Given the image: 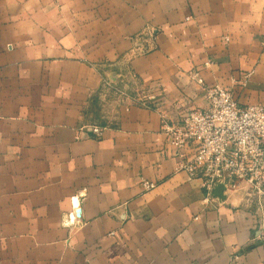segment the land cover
<instances>
[{
	"label": "crops",
	"instance_id": "crops-1",
	"mask_svg": "<svg viewBox=\"0 0 264 264\" xmlns=\"http://www.w3.org/2000/svg\"><path fill=\"white\" fill-rule=\"evenodd\" d=\"M214 85L264 105V0H0V264H264L162 132Z\"/></svg>",
	"mask_w": 264,
	"mask_h": 264
},
{
	"label": "built area",
	"instance_id": "built-area-1",
	"mask_svg": "<svg viewBox=\"0 0 264 264\" xmlns=\"http://www.w3.org/2000/svg\"><path fill=\"white\" fill-rule=\"evenodd\" d=\"M196 81L203 82L200 77ZM113 89L127 108L151 106V96L145 90ZM205 100L204 108L190 110L177 122L162 126L168 143L179 151L178 170L200 182L204 201L214 198L218 185L223 186L225 196L241 193L257 217L258 232L264 239V105H240L220 85L207 88ZM90 130L92 136H101L100 126L92 125ZM141 184L144 190L154 187L145 180ZM77 210L69 214H74V219L79 217Z\"/></svg>",
	"mask_w": 264,
	"mask_h": 264
},
{
	"label": "water",
	"instance_id": "water-1",
	"mask_svg": "<svg viewBox=\"0 0 264 264\" xmlns=\"http://www.w3.org/2000/svg\"><path fill=\"white\" fill-rule=\"evenodd\" d=\"M223 186L222 185H218L215 189H214V195L218 198H224L225 196L223 195ZM77 214H79V209L77 210Z\"/></svg>",
	"mask_w": 264,
	"mask_h": 264
}]
</instances>
